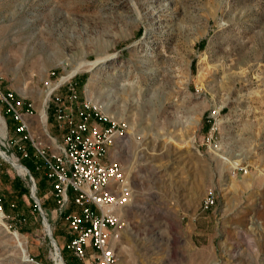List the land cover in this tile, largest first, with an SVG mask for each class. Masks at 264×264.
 Masks as SVG:
<instances>
[{
	"label": "rangeland",
	"instance_id": "374dc122",
	"mask_svg": "<svg viewBox=\"0 0 264 264\" xmlns=\"http://www.w3.org/2000/svg\"><path fill=\"white\" fill-rule=\"evenodd\" d=\"M73 73L81 98L127 123L128 154L115 156L134 197L118 264H264V0H0L1 88L42 111L48 85ZM3 118L0 264H54L30 191L11 182L28 185ZM41 181L60 256L81 264ZM208 190L217 200L202 210Z\"/></svg>",
	"mask_w": 264,
	"mask_h": 264
},
{
	"label": "built area",
	"instance_id": "2783aa9c",
	"mask_svg": "<svg viewBox=\"0 0 264 264\" xmlns=\"http://www.w3.org/2000/svg\"><path fill=\"white\" fill-rule=\"evenodd\" d=\"M75 74L54 83L46 98L43 96V117L34 99L0 86V117L4 128L3 116L12 123L8 140L16 146L19 158H33L32 170L22 166L28 191L42 217L35 195L37 181L43 179L49 187L54 201L52 212L66 232L65 248L81 264H118V243L127 230L134 197L133 181L115 156L127 138V123L111 118L91 99L81 98ZM208 118L210 122L213 112ZM49 122L56 134L48 127ZM215 131L211 123L204 137L207 143ZM238 169L246 171L241 166ZM35 172L40 175L38 180ZM216 200L208 190L201 209H209ZM0 215L10 216L4 213L1 197ZM48 232L51 234L50 228ZM28 259L43 264L32 257Z\"/></svg>",
	"mask_w": 264,
	"mask_h": 264
},
{
	"label": "bare ground",
	"instance_id": "6f19581e",
	"mask_svg": "<svg viewBox=\"0 0 264 264\" xmlns=\"http://www.w3.org/2000/svg\"><path fill=\"white\" fill-rule=\"evenodd\" d=\"M85 61V60H84ZM93 64V62H81V63H79L76 67H75V69L74 70H76V69H78L79 67H81V66H85V65H87L88 67L89 66H91ZM74 70L72 71V72H74ZM69 76V75H68ZM52 89V85H50V86H48V89L45 91V94H44V98H46V96H47V94L49 93V91ZM43 98V99H44ZM217 111V110H216ZM40 116L41 117H43V111H40ZM5 135V130H4V122H3V119L0 117V137H3ZM124 142H126V141H124ZM128 146L125 144L123 147H122V151L121 152H123V153H126V154H128ZM120 152V153H121ZM120 153H118L117 155L118 156H120ZM4 154V153H3ZM116 155V156H117ZM11 162H12V164L14 165V167H15V169L19 172V173H21V174H25V170H24V168H23V166L22 165H20L19 163H17L16 162V160L14 159V158H12V157H7ZM134 207H138V206H134ZM129 212H131L130 210H129ZM45 229L46 230H48L49 231V225L47 224V222L45 221ZM54 241V240H53ZM53 245H54V251L52 252V259H53V262H54V264H66L64 261H63V259H62V257L60 256V253H59V251H58V247H57V245H56V243L55 242H53ZM23 253V252H22ZM23 257V256H22Z\"/></svg>",
	"mask_w": 264,
	"mask_h": 264
},
{
	"label": "trees",
	"instance_id": "16d2710c",
	"mask_svg": "<svg viewBox=\"0 0 264 264\" xmlns=\"http://www.w3.org/2000/svg\"><path fill=\"white\" fill-rule=\"evenodd\" d=\"M49 120H50V117H49ZM23 161V164L29 169V170H32L33 168V158L32 156H30L29 158H24L22 159ZM11 182L13 183L14 185V189L15 191L19 194V196H21V194L23 193H28V188L22 184V182L20 181V179L18 178H13L11 180ZM43 182V181H41ZM47 201V200H45ZM31 202H32V207H33V210L34 211H37L38 210L36 209V207L34 206V202L33 200L31 199ZM43 204V203H42ZM44 205V204H43ZM54 206V201L52 200V203H51V208ZM3 208L5 209V211L9 212V209H8V205L5 203V201H3Z\"/></svg>",
	"mask_w": 264,
	"mask_h": 264
},
{
	"label": "crops",
	"instance_id": "0c3cea01",
	"mask_svg": "<svg viewBox=\"0 0 264 264\" xmlns=\"http://www.w3.org/2000/svg\"><path fill=\"white\" fill-rule=\"evenodd\" d=\"M11 124H12V123L10 122V129H11ZM49 125H50V127H51V129H52V123H50V124L48 123V127H49ZM36 127H37V124H36V123H35V124L33 123V124H32V128H33V129H36ZM50 127H49V128H50ZM53 129H54V128H53ZM54 130H55V129H54ZM10 132H11V131H10ZM55 132L57 133L56 130H55ZM56 133H55V134H56ZM41 180H42V179H41ZM41 180H40V181H41ZM39 183H40V182H39ZM48 192H49V189H48ZM44 195H45V194H43V196H44ZM52 200H53V199H52Z\"/></svg>",
	"mask_w": 264,
	"mask_h": 264
},
{
	"label": "water",
	"instance_id": "95a60500",
	"mask_svg": "<svg viewBox=\"0 0 264 264\" xmlns=\"http://www.w3.org/2000/svg\"><path fill=\"white\" fill-rule=\"evenodd\" d=\"M0 156H2V157H3V155H2V154H0ZM42 219H43V222H44L43 224H45V221H46V220H45V218H44V217H42ZM47 232H48V231H47ZM48 237L50 238V242L53 244V242H54V241H53V237L51 236V234H50L49 232H48Z\"/></svg>",
	"mask_w": 264,
	"mask_h": 264
}]
</instances>
